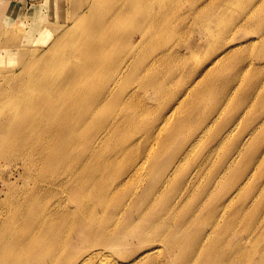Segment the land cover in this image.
I'll use <instances>...</instances> for the list:
<instances>
[{
	"label": "rangeland",
	"instance_id": "obj_1",
	"mask_svg": "<svg viewBox=\"0 0 264 264\" xmlns=\"http://www.w3.org/2000/svg\"><path fill=\"white\" fill-rule=\"evenodd\" d=\"M259 2L264 0H11L10 3L13 5L11 9L14 12L12 10L10 15H5L0 21V26L3 24L2 26L7 27L6 31L2 26L0 30V97L9 94L19 98H16V102L5 100L0 104V119L20 115L24 125H28L33 119H42L43 112L36 103L47 94V83L58 80L53 69L57 62L59 64L62 60H66L65 64L68 66L85 64V80L80 83L78 91L81 94L86 93L89 98L88 106L76 107L74 114L91 113L94 110V97L112 80L110 64L117 58L125 63L128 59L126 53L133 48L134 53L139 54L143 70L138 72L144 79L140 77L138 80L126 82L124 89L125 94L130 90H136V99L145 104V112L150 108L153 116L162 118L163 105L156 106L160 104V99L170 92L176 95L186 93L193 83L198 85L190 92L195 94L198 102L190 109L186 105L177 107V110L173 105H165L164 111L173 108L176 111L170 122L168 119L165 123L164 133L159 140L154 134L148 137L141 130L130 129L126 136L128 141L126 144H130L135 154L140 151L143 155L140 158L134 159L135 154H129L127 158L121 156L119 149L123 144L116 142L115 137L111 140L109 152L115 162L112 170L118 173L126 172L123 184L118 190L135 193L151 184L150 178L144 179L147 174L153 176L149 166L151 156L154 154L150 152L153 148L162 146L159 155L177 154V159L186 158L178 170L174 184L168 185L165 191H178L179 198L175 199L176 202L191 213L190 206L199 205L196 197L192 196L200 193L199 183L204 184L209 170L216 169L219 161L226 155L227 150L224 151V147L219 149L214 146L216 141L214 136L229 121L232 112L237 113L235 120L238 123L234 126L233 139L238 140L239 132L245 129L247 133L259 122L263 125L257 133L264 135V113H259L264 109V58L261 56L264 53V17H259L258 9V18L251 17L255 22L250 28L245 31L236 28L242 17L245 18L251 13ZM262 6L264 7V4H260V7ZM125 36L128 37L127 40L124 39ZM213 41L217 42L213 44ZM89 47L94 48V51L88 52ZM226 56L228 57L225 60ZM259 56L262 58L261 61ZM241 57L247 59L244 68L239 62ZM149 78L163 82L162 88L157 90L155 87L147 86ZM206 85H209V88L208 91H204L205 96L197 97ZM139 87L142 89L139 90ZM230 95L235 97L228 105H217L218 101L224 97L229 98ZM241 96H254L252 103L257 100V96L261 97L262 101L243 107L238 103ZM140 109L141 107H129L128 112L133 114ZM121 110V102L112 97L100 109L92 130H100L101 124L110 122ZM172 114L173 112L169 111L166 117ZM196 115L202 117V125H213L211 135L202 139L200 143H197L196 138L199 131L197 120L194 119ZM143 119L148 124L152 121V116L146 115ZM65 120L63 115L56 116L45 124L52 131L61 133L65 129L60 123ZM163 123L164 119L158 128ZM172 128L176 130L174 139L164 142L166 134ZM30 134L33 136V142H17L14 138H5L0 143V188L3 187L2 172L10 164L17 163L11 168L13 174L9 176V181L13 182L16 179L15 186L20 188L24 184H30L24 187L28 188L40 182L38 180H45V175L57 174L62 167L60 159H55L51 161V165H47L42 151L47 144H50L52 149L60 147L59 139L63 137L58 139L33 131ZM207 138L210 142L209 148H205L206 143L200 150ZM194 143V149L189 152ZM28 148H32V157L18 159V155ZM92 152L89 145L74 142L68 161L72 164L78 162L76 170H79L82 167L80 164L83 165ZM100 153L102 156L98 158L97 163L104 164V151ZM205 155L211 156L204 161L199 171L201 181L193 187L178 183L182 172L196 161L199 166ZM258 156L260 159L258 167L250 165L257 167L258 173L242 191V195L252 193L251 202H242L240 205L239 201L231 207L233 212L230 214L231 220L236 222L234 231H238L241 237L249 238L244 247L252 250L255 248V242L261 238L255 240L260 233L256 229L264 223L262 213L264 182L260 189L256 188L259 176L264 174V152H260ZM147 158L148 162L142 166V162ZM243 164L242 158L238 159L234 171H240ZM25 171L32 172L33 175L28 177ZM93 173L97 176L105 174L103 171ZM82 175L83 172L79 170L75 177ZM226 180L224 179L223 183ZM218 190L219 187L211 192L212 195L209 193L200 199L204 211L199 216L198 223L214 221L212 215L206 211L211 208ZM32 193L42 204L53 198L49 199V193L45 190ZM46 195L47 198L44 199ZM80 199L81 196L77 195L73 203L68 202V206L72 207ZM215 234L217 236L219 232ZM258 253L264 255V240ZM249 256L250 254H243L244 261ZM163 259V254L158 255V261ZM43 264L56 263L54 260L45 259ZM251 264H258V260Z\"/></svg>",
	"mask_w": 264,
	"mask_h": 264
},
{
	"label": "bare ground",
	"instance_id": "obj_2",
	"mask_svg": "<svg viewBox=\"0 0 264 264\" xmlns=\"http://www.w3.org/2000/svg\"><path fill=\"white\" fill-rule=\"evenodd\" d=\"M260 4L264 2H259L251 13L245 18L242 17L236 27L237 30L245 31L250 28V25L255 22L251 17L258 18V9L259 17H264V7H260ZM6 8L7 6L0 5V21L4 17L2 12ZM2 27L6 31L7 27L5 25ZM11 29L13 30V27ZM124 39L127 40L128 37L125 36ZM93 51L94 48H88V52ZM134 51L132 48L126 53L128 59L125 63L118 58L111 64L108 62L113 73L112 80L94 97V110L91 113L74 114L76 107L88 106L89 98L86 93L81 94L78 91L80 83L85 80V64L68 66L65 64L66 60H62L59 64L57 62L53 69L58 80L47 83V94L36 103L43 112L42 119H33L28 125H24L20 115L0 119V143L5 138H14L17 142H33V136L30 134L32 131L58 139L63 137L59 139L60 147L52 149L50 144H47L42 151L47 165H51V161L55 159L61 160L62 167L57 174L45 175V180H38L40 182L28 188L24 187L30 184H24L20 188L15 186L16 179L13 182L9 181V176L13 174L11 168L17 163L10 164L7 169H4V173L2 172L0 264H43L45 259L54 260L56 264H246L247 262L251 264L256 260L258 264H264V255L258 253L264 240V223L256 229L260 233L255 240L261 238L255 242V248L252 250L244 247L249 238L241 237L238 231H234L236 222L230 218L233 205L238 204L239 201L240 205L242 202H251L252 193L242 195V191L256 177L260 161L258 154L264 152V140H262L264 135L257 133L263 125L261 122L247 133L245 129L239 132L238 140L233 139L234 126L238 123L235 120L237 113L232 112L229 121L214 136L216 139L214 146L219 149L224 147V151L227 150L225 157L219 161V166L209 170L203 185L199 183L202 179L199 171L204 161L211 155L203 156L199 166L196 161L182 172L178 178V183L181 185L193 187L199 183L200 193L192 195L196 197L199 205H191V213L182 207V204L179 205L176 202L175 199L179 198L178 191H165L168 185L174 184L178 170L186 158L177 159V154L159 155L162 146L153 148L150 152L154 154L153 157L150 155L152 161L149 166L153 176L147 174L144 179L150 178L151 184L140 189L139 192H119L118 187L123 184L126 172L118 173L112 170L115 162L111 159L112 155L109 152L111 140L115 137L116 142L123 144L119 149L121 156L127 158L129 154L134 155L130 144H126L128 142L126 136L130 129L141 130L148 137L154 134L159 140L164 133L165 123L168 119L170 122L177 107L186 105L190 109L198 102L195 94L190 92L198 85L193 83L186 93L179 95L173 92L166 93L160 99V104L156 105L157 107L163 105V109L168 104L175 106L176 110L175 108L169 110L173 112L172 116L167 118L169 111L163 109L162 118L153 116L150 108L145 112V104L140 99H136V90H130L125 94L124 89L126 82L138 80L140 77L144 79V76L138 72L143 70L140 66L139 54H135ZM261 56L264 58V53ZM250 58L253 59V57ZM261 59L260 57V61ZM246 60L245 57L239 59L243 68ZM256 83L260 87L258 81ZM162 84L163 82L159 79L149 78L147 86L160 90ZM208 88L209 85H206L197 97H204V91H208ZM141 89L139 87V90ZM112 97H116L121 102V112L110 122L101 124L100 130L93 131L92 125L96 116ZM234 97L235 95H230L229 98L224 97L217 102V105H228ZM16 98L19 97L2 95L0 104L5 100L16 102ZM253 98L254 96H241L238 103L244 107L262 101V98L257 96V100L252 103ZM129 107H141V109L132 114L128 112ZM259 113H264V109ZM62 115L66 118L60 123L64 125V132H54L45 124L54 117ZM146 115L152 116V121L148 124L143 119ZM163 119L164 123L158 128ZM194 119L197 120V130L199 129L196 136L197 143H200L202 139L211 135L213 125H202L203 119L200 115H196ZM175 131V128H172L166 134L164 142L173 140ZM260 140H262L261 143H259ZM74 142L79 145L82 143L89 145L93 151L83 165L80 164L82 167L79 170L83 172L81 177H75L79 171L76 170L79 163L72 164L68 161ZM205 144V148H209L208 138L200 150ZM194 147L195 143L189 152ZM31 151L32 148L26 149L18 155V159H30L33 154ZM100 151H104V164L97 163L98 158L102 156ZM141 156L143 155L138 151L133 157L135 159ZM241 158L244 164L240 171L235 172L234 165ZM147 162L148 158L141 165L144 166ZM252 164L257 167L250 166ZM142 166L139 168L141 169ZM93 171H103L105 174L97 176ZM25 174L28 177L33 175L29 171H25ZM224 179H227L225 183H223ZM263 182L264 174L259 176V184L256 188L260 189ZM218 187L213 204L206 211L207 214L212 215L214 221L198 223L199 216L204 211L200 199L209 193L212 195L211 192ZM38 190L47 191L49 199L53 198L42 204L32 193ZM77 195L81 196L80 201L69 207L68 202L73 203ZM46 198L47 195L44 199ZM217 231L219 234L216 236ZM245 253L250 254L245 260L247 262L243 257ZM160 254L164 255V259L158 261Z\"/></svg>",
	"mask_w": 264,
	"mask_h": 264
},
{
	"label": "crops",
	"instance_id": "obj_3",
	"mask_svg": "<svg viewBox=\"0 0 264 264\" xmlns=\"http://www.w3.org/2000/svg\"><path fill=\"white\" fill-rule=\"evenodd\" d=\"M10 1H11V0H0V5H2V6H7L6 10H4V11L2 12V15H3V16H5V15H10V13H12V10H13V9H11V8H12L13 5L10 3ZM13 12H14V10H13Z\"/></svg>",
	"mask_w": 264,
	"mask_h": 264
}]
</instances>
